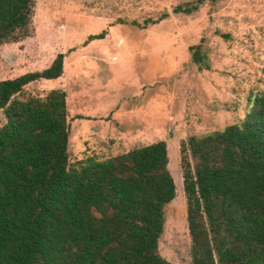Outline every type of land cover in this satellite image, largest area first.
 I'll use <instances>...</instances> for the list:
<instances>
[{
    "label": "trees",
    "instance_id": "obj_1",
    "mask_svg": "<svg viewBox=\"0 0 264 264\" xmlns=\"http://www.w3.org/2000/svg\"><path fill=\"white\" fill-rule=\"evenodd\" d=\"M35 6L0 0V46L31 35ZM64 58L0 81V264H175L159 250L177 192L166 141L71 161L66 90L25 95ZM181 167L192 264H264V93L240 122L182 142Z\"/></svg>",
    "mask_w": 264,
    "mask_h": 264
},
{
    "label": "rangeland",
    "instance_id": "obj_2",
    "mask_svg": "<svg viewBox=\"0 0 264 264\" xmlns=\"http://www.w3.org/2000/svg\"><path fill=\"white\" fill-rule=\"evenodd\" d=\"M197 1L36 0L31 35L0 46V81L65 54L61 77L24 93L66 90L71 161L166 141L177 192L159 250L175 264H192L182 142L240 122L264 93V0H206L190 14L174 11ZM5 122L0 111V127Z\"/></svg>",
    "mask_w": 264,
    "mask_h": 264
}]
</instances>
